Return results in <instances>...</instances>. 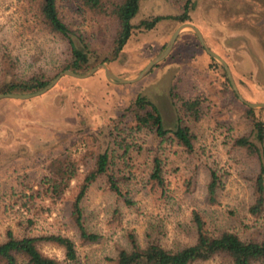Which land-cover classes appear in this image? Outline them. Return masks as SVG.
I'll use <instances>...</instances> for the list:
<instances>
[{
    "label": "rangeland",
    "instance_id": "374dc122",
    "mask_svg": "<svg viewBox=\"0 0 264 264\" xmlns=\"http://www.w3.org/2000/svg\"><path fill=\"white\" fill-rule=\"evenodd\" d=\"M117 1L105 3L109 7ZM188 1L189 24L200 31L207 48L227 63L239 94L249 103H264V0H141L132 23L138 26L156 16L181 15ZM57 6L71 30L87 39L94 62L116 33L114 17L79 9L76 0H57ZM181 25L167 19L150 31L135 29L120 59L105 64L120 79L135 78L166 49ZM68 59L66 40L48 31L36 1L0 0V91L35 74L54 78ZM214 62L221 66L195 33L183 28L169 55L136 82L111 83L100 69L85 79L63 76L51 90L28 100H0V242L7 230L15 236L61 234L76 244L75 264H114L112 259L126 245L128 232L140 244L150 235L172 250L190 243L193 212L215 235L228 231L246 239L262 232L264 213L258 218L247 213L257 161L233 146L236 137L249 133L251 123ZM139 95L158 107L166 128H173L179 116L190 126L195 152L185 153L170 139L159 143L147 131L128 138L130 155L123 160L114 150L112 166L121 172L124 198L110 192L103 179L91 185L82 202L85 225L101 241L81 244L70 220L72 201L96 155L112 151L115 140L108 131L113 120ZM196 96L205 101L199 121L180 112L181 101ZM255 116L264 122V109H256ZM66 151L77 163V176L69 190L54 196L39 186L46 174L43 161ZM155 151L164 163V189L148 182ZM208 167L216 169L222 180L216 205L205 200ZM31 186L35 193L27 198ZM39 248L65 264L61 249L47 243ZM195 264L230 262L216 257Z\"/></svg>",
    "mask_w": 264,
    "mask_h": 264
},
{
    "label": "trees",
    "instance_id": "16d2710c",
    "mask_svg": "<svg viewBox=\"0 0 264 264\" xmlns=\"http://www.w3.org/2000/svg\"><path fill=\"white\" fill-rule=\"evenodd\" d=\"M31 1L38 3L41 21L48 31L66 40L69 59L61 66V70H70L79 75L92 69L95 64H111L118 61L124 46L137 28L150 31L159 22L167 19L176 20L180 24L190 22L188 15L190 1L187 2L181 15L156 16L151 20H143L138 26H135L132 21L138 13L141 0H118L111 3L109 7L106 6L105 0H76L80 5L79 9L84 8L103 14L109 13L117 22L116 33L109 46L96 55L94 62H91L90 56H95V53L91 50L87 39L82 34L72 31L60 17L57 0ZM214 66L218 67L219 65L214 62ZM218 68H221L226 86L231 92V85L225 70L221 66ZM54 78L35 74L27 79L10 82L0 91V94L34 93L45 87ZM231 94L238 100L234 92ZM204 102L202 96L184 99L180 103V112L191 120L199 121ZM239 103L245 107L244 116L250 120L251 130L247 134L236 137L233 140V146L243 151L247 157L257 161V171L251 175L252 201L247 213L258 218L264 213V122L256 118V109L249 108L240 101ZM113 121V127L108 131L109 137L115 140L112 151L106 150L96 155L94 165L80 183L71 204L70 220L81 244H97L101 241V236L89 230L85 225L86 219L82 202L91 185L99 179H103L110 192L118 198H124L119 183L121 172L117 170L116 173L112 170V166L115 164L114 150L116 153L120 152L118 158L123 160L130 155L128 138L147 131L159 143L170 139L185 153L193 154L195 152V134L190 126L186 125L179 116L173 128H166L158 107L144 96L139 95L128 103ZM67 152L63 156L53 157L49 160L47 158L43 161L46 164L44 169L46 174L40 179L39 186L44 185L45 190L50 191L54 196H60L69 190L70 183L77 176V163L71 159V155ZM151 153L148 182L164 189L166 183L163 177V160L157 151ZM207 173L205 200L209 205H216L218 192L222 187L221 176L212 167H208ZM192 179L187 184L189 187ZM30 189L32 194L27 198H32L35 193L32 186ZM126 203L130 206L133 204L130 201H126ZM192 224L190 232L192 241L175 250L163 247L157 239H152L150 235L147 236L144 244H140L136 235L133 232H128L126 245L116 250L112 261L114 264H195L222 257L228 259L230 264H264V228L254 237L246 239L228 231H222L215 235L206 230V224L198 212H193ZM40 243H47L61 249L65 264H75L78 260L76 244L69 237L55 233L37 237L15 236L11 230H7L5 239L0 242V264H61L55 257L45 255L39 248Z\"/></svg>",
    "mask_w": 264,
    "mask_h": 264
},
{
    "label": "water",
    "instance_id": "95a60500",
    "mask_svg": "<svg viewBox=\"0 0 264 264\" xmlns=\"http://www.w3.org/2000/svg\"><path fill=\"white\" fill-rule=\"evenodd\" d=\"M183 28H189L191 29L195 35L197 36L198 40L200 41V44L202 46V48L206 51V53L213 58L214 60H216L221 66L222 68L225 70V73L227 75V78L230 82V85L235 93V95L237 96V98L239 99L240 102H242L243 104H245L246 106H248L249 108L252 109H264V103H249L247 102L238 92L237 87L234 83L231 71L227 65V63L221 58L219 57L216 53L212 52L210 49L207 48V46L205 45L204 39L200 33V31L192 24L186 23L181 25L179 28H177L174 33L172 34L166 49L155 59H153L135 78L133 79H120L118 77H116L113 72L110 70V68L108 67L107 64L102 63L97 65L96 67H93L92 69H90L87 73L83 74V75H79L76 74L70 70H65L62 71L61 73H59L49 84H47L45 87H43L42 89H40L39 91H36L34 93H27V94H17V93H1L0 94V100L2 99H14V100H28L37 96H40L46 92H48L49 90H51L60 80L61 77L63 76H70V77H74L77 79H85L88 78L90 76H92L96 71L102 69L104 71V75L106 80H108L111 83L114 84H130L133 82H136L138 80H140L142 77H144L147 73L150 72V70L157 64H159L160 62H162L170 53L173 44L179 34V32L181 31V29ZM106 137V136H105ZM105 148V147H104ZM104 150V149H103ZM104 152V151H103Z\"/></svg>",
    "mask_w": 264,
    "mask_h": 264
}]
</instances>
